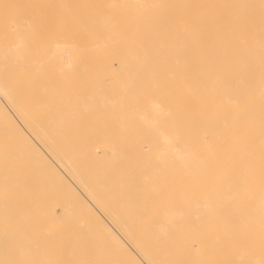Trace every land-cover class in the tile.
Wrapping results in <instances>:
<instances>
[{"label": "bare ground", "instance_id": "obj_1", "mask_svg": "<svg viewBox=\"0 0 264 264\" xmlns=\"http://www.w3.org/2000/svg\"><path fill=\"white\" fill-rule=\"evenodd\" d=\"M32 1L0 0V264L52 200L121 264H264V0Z\"/></svg>", "mask_w": 264, "mask_h": 264}, {"label": "rangeland", "instance_id": "obj_2", "mask_svg": "<svg viewBox=\"0 0 264 264\" xmlns=\"http://www.w3.org/2000/svg\"><path fill=\"white\" fill-rule=\"evenodd\" d=\"M32 2L33 5L35 6L37 0H33ZM72 13L74 12L70 11L69 15H72ZM200 13H205V11H202ZM76 31L77 28H75V24L74 25L71 24L66 28V34H64L61 37L62 39L61 38L60 39L64 40L67 39L68 37L74 38L76 37V34L75 36H73V33ZM57 37L59 38V36ZM92 42L93 40L91 38H85L84 40L79 42L81 46H86L87 48L85 53L80 54L79 57L73 58V61L76 60L75 61L76 64L78 63L80 65V64L90 63V65H95L97 62L102 61L103 57L98 55V53L92 52L89 49V46L92 44ZM114 67L116 68L117 72H119L117 61L114 62ZM57 68L58 67H54V70L56 71ZM64 71H66V74L69 77H71L74 74V72H77V70L72 67H69V69L66 68V70ZM78 71L81 72V76L83 77L82 81L90 84V82L93 79L92 75L94 74L95 71H97V69L92 67L85 70L80 69ZM105 77L107 76L105 75L104 78ZM107 79L109 82H111L112 76L109 75V78L107 77L106 80ZM115 84L116 83H113V86ZM94 140L98 141V144L102 143L103 141V139L101 138H94ZM97 148H99L100 151H103L102 146L97 145ZM48 208L49 210L53 211L56 216L53 214L49 216L42 215L41 219L37 221V216L32 212L24 215L21 218L12 219L10 221L15 227L18 226L23 231L27 233L30 232L31 236L34 235L32 237H35L36 240H42L48 243V245H40L38 247V254L37 253L35 255L31 254L30 257L26 255V257L24 258L19 256V253L15 248L10 247L9 249L10 253L14 257V260H16L15 262H13L14 264H82V261L72 260L69 251L66 248L67 237L75 236L76 234L79 236L80 241L85 245L84 253L88 255L89 257L88 262L90 264H121L113 259L109 251L104 249L100 251L97 247H94L95 244L88 236H82L80 234L81 229L79 226L82 221L81 218L76 217L71 212H66V207L63 202L61 201L54 202L52 200V202L49 203ZM30 234L28 233V235ZM255 237L256 238L249 240L251 238V236H249L246 246H248L251 249H253L255 246L258 247L257 255L261 256L264 262V245L257 244V235H255ZM77 241L79 240L77 239ZM80 241L78 245H80ZM246 241L247 240L245 239L242 240V242H246ZM77 257L79 259V256Z\"/></svg>", "mask_w": 264, "mask_h": 264}]
</instances>
